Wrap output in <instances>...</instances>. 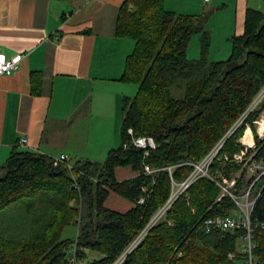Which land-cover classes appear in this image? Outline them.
Listing matches in <instances>:
<instances>
[{
	"label": "trees",
	"instance_id": "trees-1",
	"mask_svg": "<svg viewBox=\"0 0 264 264\" xmlns=\"http://www.w3.org/2000/svg\"><path fill=\"white\" fill-rule=\"evenodd\" d=\"M207 19L206 13L168 11L162 0L122 3L116 34L133 40L134 48L120 79L135 84L137 91L123 99L121 143L104 161L77 160L72 169L63 163L55 166L49 156L30 150L9 156L0 165V213L24 202L30 216L36 210L40 215L20 219L16 235L9 223L0 228V264H69L73 245L77 256L91 264H112L143 230L142 240L121 264H243L239 238L245 230L205 233L203 222L236 209L229 195L217 198L221 178L239 170L231 191L239 196L249 189L250 197H256L251 219L264 220V175L252 184L255 177L247 176L235 160L244 148L239 139L249 127L255 141L253 159L264 165V138L255 128L264 111V11L246 9L243 33L231 38V53L223 61L208 60ZM193 36L199 39L196 59L187 55ZM173 90L183 95L174 97ZM129 128L135 136L154 139L156 148L148 157L123 146L130 142ZM220 144L208 176L191 183L151 224L171 195L172 180L182 182L193 164ZM144 164L157 169L153 176L145 174ZM126 166L137 175L117 181L115 169ZM110 191L133 207L123 213L108 209L104 203ZM27 221L34 227L26 226ZM71 224L77 226L76 236L61 239ZM253 239L254 260L264 264V230L256 229ZM88 252L100 257L90 260Z\"/></svg>",
	"mask_w": 264,
	"mask_h": 264
},
{
	"label": "crops",
	"instance_id": "crops-1",
	"mask_svg": "<svg viewBox=\"0 0 264 264\" xmlns=\"http://www.w3.org/2000/svg\"><path fill=\"white\" fill-rule=\"evenodd\" d=\"M124 1L0 0V54L23 55L16 72L0 76V165L23 150L50 158L66 154L72 164L102 162L119 147L123 99L137 91L120 79L134 48L133 40L116 34ZM262 1L162 0V5L178 14H208L211 61L216 41L222 38L231 47V38L243 33L246 9H259ZM136 175L131 166L115 169L117 181ZM104 205L123 213L134 204L110 191Z\"/></svg>",
	"mask_w": 264,
	"mask_h": 264
},
{
	"label": "built area",
	"instance_id": "built-area-1",
	"mask_svg": "<svg viewBox=\"0 0 264 264\" xmlns=\"http://www.w3.org/2000/svg\"><path fill=\"white\" fill-rule=\"evenodd\" d=\"M23 59L22 54H17L12 58H6L3 54H0V76L11 75L16 72L20 63ZM127 134L130 137V142L125 143L123 146L127 147L131 145L137 149L142 150L143 157H148L151 150L156 148V143L151 136L138 135L135 136L131 128L127 130ZM26 142L25 138L20 140V143ZM221 148V144L216 146L208 155H206L200 162L193 164V170L191 173L180 183H176L172 180V192L162 209L155 215L151 224H154L169 207V205L182 193L184 192L191 183H193L197 178L201 176H208V168L212 159L216 156L218 150ZM255 150V144L252 146H245L240 151L239 154L235 155V160L238 164L242 165V168H246L250 176H254L255 179L252 182L255 183L260 176L264 175V165L257 163L253 159ZM53 165L65 164L68 169L73 168V164L69 162L68 156L66 154H60L57 157L51 158ZM227 159V157H225ZM157 169L151 168L148 164H144V172L148 176H153ZM240 170L234 173L230 178H221L222 184H220L221 192L218 196V200L225 194L229 195L237 206V211L235 213L208 217L203 222V230L208 233L211 229L220 230H232V229H244L245 232L239 238V251L244 255L243 264H256L253 257L254 243V231L256 229L264 230V220L258 218L251 219V210L256 197L252 200L249 195V189L242 195L236 196L230 191L239 177ZM251 184V185H252ZM230 187V188H229ZM243 199V200H242ZM139 203L143 202V198H140ZM149 228V227H148ZM147 228V229H148ZM146 230L140 232L129 244L125 247L122 253L117 257V259L112 264H121L126 256L140 243ZM68 257L69 264H91L87 258L78 257L76 254V249L74 245L70 249Z\"/></svg>",
	"mask_w": 264,
	"mask_h": 264
},
{
	"label": "rangeland",
	"instance_id": "rangeland-1",
	"mask_svg": "<svg viewBox=\"0 0 264 264\" xmlns=\"http://www.w3.org/2000/svg\"><path fill=\"white\" fill-rule=\"evenodd\" d=\"M260 7L261 8H259V10L264 11V1H262V6H260ZM221 40H222V38H219V40H217L215 43V48L213 49V56H212L213 60L211 59V61L226 60L231 53V47H230L229 42L226 44V42L222 43ZM199 54H200V52H199V39H198V36H195V38H193L189 43V46L187 49V55L190 59H196L199 57ZM172 95L174 97L179 98L183 95V92H182V90H173ZM255 128H256V133H257L258 137L260 139H263L264 138V111L261 113L258 120L255 121ZM239 142H240V139H239ZM242 142L244 143L243 145L248 146V147L254 145V142H255L254 136H253V133L249 127H246L244 132H243ZM247 176H249V174H247ZM231 190H232V188H230V191ZM225 195H227V194H225ZM24 204H25L24 202L23 203L19 202V203H16V204L10 206L9 208L5 209L4 211H2L0 213V228L4 227L6 225V223L7 224L9 223L12 225V227H10V228H11L13 235H16L15 231H18V227L16 224H18V223L20 224V219L26 220L28 218L31 219L32 217H35V216L38 217L40 215L38 212L39 210H36L34 212V214L32 216H30L26 212V207ZM35 208H37V209L40 208V205L38 202H35ZM27 225H31L30 228L34 227V224L30 223V222H28L26 224V226ZM14 226L17 228H14ZM76 233H77V226L74 224L68 225V226L64 227V229L62 230L61 239H63V240L72 239L73 237L76 236ZM20 235H22V233ZM68 254H69V252H68ZM87 255H88L90 260L100 257V254L97 252H88Z\"/></svg>",
	"mask_w": 264,
	"mask_h": 264
},
{
	"label": "water",
	"instance_id": "water-1",
	"mask_svg": "<svg viewBox=\"0 0 264 264\" xmlns=\"http://www.w3.org/2000/svg\"><path fill=\"white\" fill-rule=\"evenodd\" d=\"M240 142H242V137L240 138Z\"/></svg>",
	"mask_w": 264,
	"mask_h": 264
}]
</instances>
